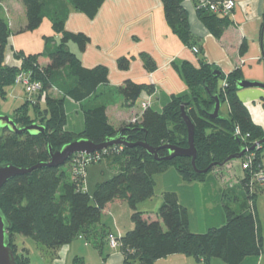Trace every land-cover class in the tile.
<instances>
[{"label":"trees","instance_id":"1","mask_svg":"<svg viewBox=\"0 0 264 264\" xmlns=\"http://www.w3.org/2000/svg\"><path fill=\"white\" fill-rule=\"evenodd\" d=\"M20 1L26 12L25 29H36L43 18L48 17L54 32L60 34V41L55 44L51 37H44L45 48L42 52L24 54L15 51L13 58L18 61L16 66L7 64L5 53L10 29L6 21L0 20V101L6 99V89L15 84L17 75L24 73L30 81H36L42 86L36 95L44 98V107L40 111L43 117L37 121L35 118L30 120L29 115H26V118H22L21 126L17 125L21 119H11L17 127L38 122V125L45 128L43 134L37 135L27 132L17 134L4 129L0 136V164L28 169L49 161L48 147L59 150L65 144L81 138L101 144L115 137L119 131H122L127 141L146 142L157 149L159 158H164L168 154L164 148L166 145L187 147V131L180 117V107L186 104L185 109L195 128V166L198 170L209 169L205 174H197L187 157L169 161L155 160L141 146H112L96 153L116 168L115 174L98 183L91 195L81 188L82 176L71 174L72 157L64 166L43 167L16 176L0 189V208L10 223L7 233L9 241H12L10 247L15 263L31 264L27 250L19 249L13 243L18 235L56 251L78 236L87 237L89 228L100 221L111 205L119 202L128 204L133 223L131 230L117 238L124 258L123 264H155L157 260L174 254H184L204 262L217 258L225 264H241L249 257L258 256L261 249V226L250 205L245 203L237 211L226 208L225 224L205 233L190 231L187 210L179 203L175 191L162 194V202L153 217L137 210L139 203L154 196L153 176L169 169L176 171L185 182H206L214 169L222 167L220 164L229 156L237 155L242 150L245 152L240 159V168L243 160L249 157L254 158L255 165L264 163V145L250 150L262 139L264 131L252 122L237 96L235 83L241 80L239 69L235 68L229 74L215 78L212 74L216 69L212 65L201 59L197 60V65L186 61L180 66L179 73L187 94L173 97L161 112L148 106L135 123L130 122L115 129L108 121L104 105H82L84 128L80 133H73L65 130V99L79 103L94 96L98 86L108 83V70L100 65L83 67L78 57L69 50L68 44L73 43L79 51H84L89 38L80 32L64 30V6L55 10V7H47L44 0ZM69 1L77 11L93 19L105 0ZM160 1L165 22L171 32L184 45L196 47V39L189 28L188 14L182 5L183 0ZM197 16L217 40L222 39L232 26L228 16L206 9H198ZM246 48L245 41H241L238 45L239 54H243ZM128 64L127 58L117 61L120 70L127 69ZM218 80L224 81L225 86L218 87ZM52 88L58 92L59 97L45 93ZM118 91L125 101L134 103L143 91L152 94L154 88L152 85L125 80L119 85ZM215 95L219 98L220 106H227L228 111L225 115L220 113L218 118L211 119L208 114L213 110ZM23 105L29 107V110L37 107L27 105V102ZM236 129L239 134L235 133ZM245 175L243 172L242 178ZM241 182L245 194L253 196V200L264 188L256 186L250 191Z\"/></svg>","mask_w":264,"mask_h":264},{"label":"crops","instance_id":"2","mask_svg":"<svg viewBox=\"0 0 264 264\" xmlns=\"http://www.w3.org/2000/svg\"><path fill=\"white\" fill-rule=\"evenodd\" d=\"M208 1L217 3L222 0ZM233 1L235 8L228 16L232 26L222 39L217 40L197 16L195 9L197 0H183L182 5L188 14L190 32L196 39L198 48V53L194 54L191 47L184 45L167 26L160 0H105L93 19L77 11L69 0H44L46 6L52 9L65 7V31L80 32L89 38V43L82 52L77 45L68 44L69 50L78 57L81 65L85 68L100 65L108 70V83L98 86L94 96L91 95L79 103L65 99L64 111L67 121L65 130L73 133L83 131L82 105H104L108 121L115 129L127 125L133 118L139 119L144 110V103L154 111L161 112L173 97H183L187 94V88L179 73L180 66L186 61L197 65V60L201 59L223 75L238 68L241 80L264 83V0ZM45 18L53 30L50 19L44 17L43 20ZM0 20L6 21L10 29L5 63L16 66L18 61L13 58L15 51L36 54L44 50L45 42L39 51L25 49L23 37L31 31L25 29L26 12L20 0L0 2ZM42 36L51 37L55 44L60 41V34L54 30L52 35ZM241 41L247 44L243 54H239L238 49ZM120 58L128 59L127 69L118 68L117 61ZM125 80L152 85L154 93L148 94L143 91L137 101L127 102L118 91L119 85ZM217 85L222 87L223 81L218 80ZM237 96L252 122L264 131V91L259 88L241 89L238 90ZM222 107L225 115L228 108L225 105ZM70 111H74L76 117H79L78 129L69 122ZM102 159L97 162L100 163L97 166L87 167L82 176L81 188L90 195L98 183L115 174L116 168L107 159L106 161ZM102 161L104 163H101ZM232 169L231 163H228L214 169L212 171L214 175L206 182H185L180 178L181 182L174 187L179 203L187 210L191 232L205 233L209 229L219 228L226 222V208L237 211L243 203L250 205L258 220L255 201L264 193V188L253 200V196L246 195L240 185L243 172L241 176H237L232 173ZM168 171L170 169L160 176H153V180L157 181V177L164 179L170 175ZM196 199V206L202 208V213L212 212L211 217L214 218V212L217 211L216 223H208L205 214L202 219L199 217V220L193 221L191 204ZM161 202L162 196L158 197L157 206L151 208V213L156 214L157 209L154 208H158ZM149 203L150 201L139 203L137 210L144 215L148 214L146 210L149 209L147 206ZM131 213L126 202L111 205L108 212L101 216L100 221L89 228L87 237L78 236L56 251L39 246L36 242L31 244L29 239L24 237L17 238L18 247L27 250L31 264H123L124 258L119 247L110 248L106 237L111 233L120 238L131 230L133 228ZM259 257L260 253L256 257L245 259L241 264H259ZM155 264L225 263L217 258H210L204 262L184 254H174L157 260Z\"/></svg>","mask_w":264,"mask_h":264},{"label":"water","instance_id":"3","mask_svg":"<svg viewBox=\"0 0 264 264\" xmlns=\"http://www.w3.org/2000/svg\"><path fill=\"white\" fill-rule=\"evenodd\" d=\"M212 75L215 78L221 77V73L219 71H214ZM235 84L238 90L247 89V88H259L264 91V83L262 82H249V81L240 80V81H236ZM213 99L215 101V104L212 112L209 113L208 115L211 119H216L220 116L221 106L218 96L216 95L213 96ZM185 107L186 104L181 105L180 117L184 122L187 131V147L181 148L178 146L166 145L164 146V148L167 150L168 154L164 158H159L157 155V149L150 147L149 145H147L146 142L127 141L126 138L122 136V131H119L115 137L108 139L101 144H95L85 138H81L74 140L68 144H65L59 150H52L50 147H48L49 161L46 163L36 164L35 166L28 169L17 168L11 164H0V189L7 181L11 180L12 178L22 174H28L34 169H39L43 167L57 168L60 166H64L66 162L73 155H79V154L91 155L96 152H101L112 146H122V147L141 146L155 160L163 159L169 161L177 157H187L190 158L191 166L197 174H205L209 168L205 170H198L195 166V159L197 156V149L195 148L194 145L195 128L190 118L188 117ZM0 127L2 130L7 129L8 131L17 134H22L24 132H27L30 135H37L39 133L43 134L45 132V128L41 125H38L37 123H33L24 127H17V125L8 115H0ZM263 145H264V136L256 144H254L250 148V150L257 149L259 147H262ZM244 152L245 150H242L237 155L229 156L222 164H220V166H223L232 160L241 159ZM9 228H10V223L6 219L5 215L3 214L0 208V264H16L13 251L9 246L10 236L7 233Z\"/></svg>","mask_w":264,"mask_h":264},{"label":"rangeland","instance_id":"4","mask_svg":"<svg viewBox=\"0 0 264 264\" xmlns=\"http://www.w3.org/2000/svg\"><path fill=\"white\" fill-rule=\"evenodd\" d=\"M52 33H53V30L51 29L50 24L48 23V19L45 18L43 20V23L39 27H37L36 29H34L33 31L28 33V35H26L25 37H23V40H24L23 43L25 44V49H30V51H33V52H35L37 50L39 51L40 47L43 45V42H44V37L42 35L48 36V35H52ZM9 45H11V44H9ZM7 49H8V46L6 48V51H7ZM6 91H7L6 99L0 101V115H8L10 118L15 119V120H17V117H18V119H21V121L17 123L18 126H21L23 124L22 121L24 118H26V115H29L30 120H34V118L37 120V119H40L43 117V115L41 114L40 111L44 107V98L38 97L37 95H28V93L25 90V86L21 83L13 84V85L9 86L6 89ZM45 93H47L48 96L59 97L58 92L53 88L50 91H46ZM45 96H47V95H45ZM25 102H27V105L30 104L32 106H37L36 109H32V110L30 109L29 110V107H27V106L24 107L23 104H25ZM223 110H224V107L221 108V111H220L221 115L224 114ZM68 119H69L70 123L74 124L76 129L79 128V126H78L79 125V117L78 118L76 117L74 111H70V114L68 115ZM133 119H136V118H133ZM27 122H29V121H27ZM2 132H3V130L0 127V136L2 135ZM262 153L264 154V150ZM102 160H105V159L103 158ZM101 163H104V161H102ZM230 163H231V166L233 168L232 173H235L237 176L238 175L241 176L242 171L240 168V163H241L240 159L239 160H232ZM98 164H100V163H93V164H90L88 167H91L94 165L97 166ZM168 172H170V175L165 176L164 179L158 178V177H157V181H156V179H154L155 180L154 196L150 200H147V201L140 203V204H144V203L150 201L149 205H147V206H149L150 210L147 209L146 211L148 214H145V215H148L149 217L154 216V213H151V211H152L151 208L157 206L156 201H157L158 197L162 196L161 193L162 192L164 193L165 191H175L173 189L176 185L179 184V182H181L180 178L182 181H184L181 176L179 177V175L176 173V171L170 169V171H168ZM210 174L214 175L212 173H210ZM160 175L161 174H158V176H160ZM211 175H209V176H211ZM196 205H197V199H196V201L193 200V203L191 204V213L193 214L192 215L193 221L199 220V217L202 219L206 215L205 217L208 218V223H216L217 211L214 212L215 215H214V218H212L211 217L212 212L202 213V211H201L202 208H200L199 206H196ZM255 208H256L258 220L261 224V241H260L261 242V249H260L261 251H260V257L258 258V263L264 264V193H262V195H259V197L255 201ZM154 209L156 210L158 208H154ZM156 212H157V210H156ZM21 237L22 236L18 235L16 238H14L13 243L15 245H17V247H18L17 238L20 239ZM28 239H29L31 244L35 243L32 239H30V238H28ZM10 242L12 243V241H10ZM38 245L40 246V244H38ZM9 246H10V244H9ZM14 259H15V256H14Z\"/></svg>","mask_w":264,"mask_h":264},{"label":"built area","instance_id":"5","mask_svg":"<svg viewBox=\"0 0 264 264\" xmlns=\"http://www.w3.org/2000/svg\"><path fill=\"white\" fill-rule=\"evenodd\" d=\"M235 8V2L233 0H222L217 3H211L208 0H197L195 9H206L210 12L220 14L222 16H229ZM194 54L198 53V48H191ZM17 64V63H16ZM21 83L25 86V90L28 95H36L40 93L42 86L36 81H30L24 73H19L15 79V84ZM223 86L225 82L223 81ZM148 107L146 103L143 104V108ZM137 119H133L131 122L135 123ZM236 134H239V130L236 129ZM103 157L99 153H93L91 155H73L70 164L71 174L74 176H83L85 169L93 163L99 162ZM241 170L246 173L244 178L241 179L244 186L250 191L256 186H264V163L254 164V158L249 157L243 160L241 164ZM241 182V183H242ZM108 245L111 248L118 247L117 238L113 234L107 235Z\"/></svg>","mask_w":264,"mask_h":264},{"label":"flooded vegetation","instance_id":"6","mask_svg":"<svg viewBox=\"0 0 264 264\" xmlns=\"http://www.w3.org/2000/svg\"><path fill=\"white\" fill-rule=\"evenodd\" d=\"M260 148V147H259ZM259 148H257V149H259Z\"/></svg>","mask_w":264,"mask_h":264}]
</instances>
